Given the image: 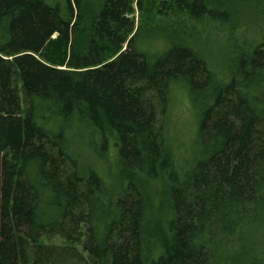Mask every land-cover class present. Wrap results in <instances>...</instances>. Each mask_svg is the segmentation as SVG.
<instances>
[{"label":"trees","instance_id":"1","mask_svg":"<svg viewBox=\"0 0 264 264\" xmlns=\"http://www.w3.org/2000/svg\"><path fill=\"white\" fill-rule=\"evenodd\" d=\"M219 1L157 0L154 23L145 0H0V264H264V36L246 30L264 0ZM218 31L228 79L184 36ZM176 85L198 113L184 158L162 125Z\"/></svg>","mask_w":264,"mask_h":264},{"label":"rangeland","instance_id":"2","mask_svg":"<svg viewBox=\"0 0 264 264\" xmlns=\"http://www.w3.org/2000/svg\"><path fill=\"white\" fill-rule=\"evenodd\" d=\"M94 1V0H93ZM96 2L98 0H95ZM220 0L219 6L221 11L223 10L230 12L232 14L245 13L247 10H251L255 4L252 1V7L246 4L244 0ZM47 3L50 5L60 4L64 6V0H47ZM157 0H145L146 13H151V20L155 23L157 18L153 16L156 11L155 6ZM224 14V13H223ZM245 16L244 17L245 19ZM256 16V22L253 20H248L247 24V42H261L263 39L264 32V19L262 17ZM130 21L133 22V27L127 31L128 40L133 36L137 31L138 27L142 24L143 18L141 16L140 10L137 7H134V12L129 16ZM255 19V18H254ZM164 26H168V22H161ZM246 21V22H248ZM153 24V23H152ZM151 28V26H149ZM162 27L158 33H155L152 36H144L141 38L140 45L144 50L160 52L167 47V42L165 36L161 32ZM245 29V23L242 27ZM155 29L149 31L150 33ZM220 32V31H218ZM149 33V34H150ZM221 33V32H220ZM216 33L212 36H207L204 33L196 34L194 33L191 36L184 35L189 43L201 54L202 58L206 61L207 66L213 72H215L219 77L228 79L230 75V70L233 67L232 51H233V42L229 41L226 36L222 33ZM243 40L238 41L237 43L241 45ZM127 43L122 45V49H126ZM162 125L164 128V133L166 136L167 144L170 149L179 157L184 158L188 154V150L192 145V141L195 139L197 134L198 127V113L195 110V107L192 103V99L189 93V90L186 86L176 85L170 91L169 105L167 110L162 117ZM95 166L99 168L105 175L109 172L113 173V166H110L108 170L103 166L102 162H96ZM44 242V239H43ZM47 242V241H46ZM50 244L60 245L63 241L60 238H55L49 241Z\"/></svg>","mask_w":264,"mask_h":264}]
</instances>
